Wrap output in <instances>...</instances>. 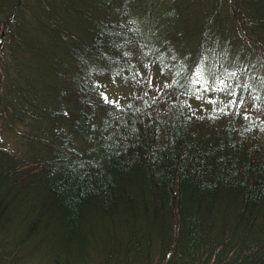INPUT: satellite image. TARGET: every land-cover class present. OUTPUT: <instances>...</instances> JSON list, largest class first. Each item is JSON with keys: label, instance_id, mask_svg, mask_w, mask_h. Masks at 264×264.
Returning a JSON list of instances; mask_svg holds the SVG:
<instances>
[{"label": "trees", "instance_id": "obj_1", "mask_svg": "<svg viewBox=\"0 0 264 264\" xmlns=\"http://www.w3.org/2000/svg\"><path fill=\"white\" fill-rule=\"evenodd\" d=\"M210 3L191 43L133 0H0V205L28 197L29 235L93 236V264H264V0Z\"/></svg>", "mask_w": 264, "mask_h": 264}, {"label": "rangeland", "instance_id": "obj_2", "mask_svg": "<svg viewBox=\"0 0 264 264\" xmlns=\"http://www.w3.org/2000/svg\"><path fill=\"white\" fill-rule=\"evenodd\" d=\"M132 8L137 11L141 22L145 21L146 28L159 39L164 34H175L185 29L190 31L187 41L191 43L206 23L208 13L221 9L220 6L212 5L210 0H179L176 3H172V0H133ZM120 89L115 85L111 92L116 93ZM2 127L0 124V144L8 143L10 139L13 142L19 141L11 133H3ZM7 187H0V200L7 195ZM29 203L26 197L17 211L8 210L5 204L0 205V264H85L86 260L88 264H93L96 260L93 248L97 246L93 236L87 240V248L80 250L78 247L68 248L71 244L67 247L62 245L57 225L46 227L42 223L37 233L29 235L26 230L29 220L27 216L33 213L29 211ZM109 233H113V230L98 232L101 234L98 240L105 236L106 245L116 243L110 240Z\"/></svg>", "mask_w": 264, "mask_h": 264}, {"label": "snow or ice", "instance_id": "obj_3", "mask_svg": "<svg viewBox=\"0 0 264 264\" xmlns=\"http://www.w3.org/2000/svg\"><path fill=\"white\" fill-rule=\"evenodd\" d=\"M105 102H109L106 97H105Z\"/></svg>", "mask_w": 264, "mask_h": 264}]
</instances>
